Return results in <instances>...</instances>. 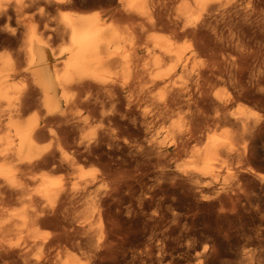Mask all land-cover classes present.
<instances>
[{
  "label": "bare ground",
  "instance_id": "bare-ground-1",
  "mask_svg": "<svg viewBox=\"0 0 264 264\" xmlns=\"http://www.w3.org/2000/svg\"><path fill=\"white\" fill-rule=\"evenodd\" d=\"M115 1L116 10L107 13L73 9V0H0V33L6 36L2 42L16 40L20 33L14 51L0 50V264H177L176 257L166 259L167 249L172 252L178 247L170 245L172 230H161L155 215L149 213L148 222L143 223L145 236L132 241L136 217L146 215L143 201L160 194L158 208L165 201L173 204L163 192L164 181L176 183L173 186L185 183L213 204L223 196L238 195L231 185L218 184L219 175L234 180L236 189L243 192L248 178H257L254 182L264 189V173L250 166L260 151L254 141L264 124V112L241 103L234 111L225 110L227 102L245 98L264 107V0ZM50 7L61 11L51 19L52 25L45 12ZM115 15L129 23L119 26ZM9 21L15 27L8 28ZM232 31L235 37L230 36ZM54 37L62 42L58 51L50 46ZM25 76L31 82L29 89L19 83ZM175 76L184 79L179 86ZM214 81L228 84L231 91L218 89L208 95ZM188 87L194 92L186 100L189 112L183 117L181 97ZM92 89L105 92L109 110L102 109L97 96L92 100ZM35 92L44 118L23 116ZM147 101L150 106L143 105ZM48 120L71 133L90 121L104 122L101 135L91 143L82 144L80 135L70 143L81 155L95 154L104 146V171L90 175L76 165L75 157L76 163L67 159L75 179L69 187L47 169L33 171L41 164H54L53 153L39 142ZM217 125L225 128L216 130ZM162 131L174 136L160 138ZM193 140L200 144L188 149ZM123 150L135 161L136 155L148 156V152L154 158L146 159L144 167L135 162L134 174L129 171L132 176L125 179L119 177L120 164L126 159ZM184 154L186 159L179 162ZM96 179L113 184V190L101 197L106 201L103 224L92 222L94 202L87 204L81 217L70 218H61L58 206L50 204L45 210L40 205L58 196L70 203L81 184ZM14 196L22 203L8 206ZM44 225L53 231L43 229ZM261 231L264 245V228ZM184 236L181 258L187 264H264L262 246L244 250L237 263L222 262L213 247L197 251V244L188 241L189 232ZM61 242L74 250L61 255ZM32 251L37 255L29 259Z\"/></svg>",
  "mask_w": 264,
  "mask_h": 264
},
{
  "label": "rangeland",
  "instance_id": "rangeland-1",
  "mask_svg": "<svg viewBox=\"0 0 264 264\" xmlns=\"http://www.w3.org/2000/svg\"><path fill=\"white\" fill-rule=\"evenodd\" d=\"M73 1H74V3L72 2L73 6H71V8L76 9V10H81V11L96 10V11L102 12V10H103L104 12L110 13V12L115 11L116 7H117V3L115 0H73ZM175 4L176 3L172 4L171 7L174 8ZM173 8H171V10ZM45 12L48 16L47 23L49 25H52V20L55 19L58 16L59 12H61V11L50 7L49 9L47 8V10H45ZM116 17H115L116 23H118L119 26H121V27L129 23L128 21L123 19L120 15L119 16L117 15ZM118 17H119V21H118ZM7 26H8V28H13V27H15V24L13 21H9L7 23ZM233 32L234 31H232V34L231 33H228V34L229 35L231 34L230 36L235 37V34ZM226 33L227 32L225 31V34ZM19 34L20 33L18 32V34L16 36V40L10 38L11 40L8 39L6 42L5 41L2 42L3 40H5L4 38L6 37L4 32L2 31L0 33V36H2V37H0V41L2 42L0 45V50L1 51H7V52L14 51L20 44V35ZM13 40H14V42H12ZM61 44H62V42L57 37L51 38V40H50V46H51L52 50L58 51ZM205 58L206 57L203 56V60ZM22 79H23V81H22ZM174 80L177 82L176 85L178 84L177 86H179L184 79L182 77L175 76ZM20 82L23 85V88H25V89H29L31 87V82L29 79H27L26 76L19 78V83ZM218 89H222L225 92L231 91V88L228 84L226 85V83H219V82L215 83V81H214V82H211L209 84L207 94L210 95ZM184 91H183V95L181 97V99H182L181 103L183 105V109L181 111H183L184 113L183 112L180 113L183 117H184V115L186 116V114L189 112V109H187V106H186V104H187L186 100L191 95L190 93H193L194 90H192L191 87H188V88L184 89ZM89 92H90L89 95L92 98V100H93V98H95V96H97L96 100H98V103L102 101L99 104L100 106H102V109L109 110V108H110L109 99H108V97L104 91L96 92L95 89H92V91H89ZM33 95L34 96L28 102V104L25 105L26 107L24 106L23 116L26 117V116H29L32 114H35V115L37 114L36 116L39 117V119L42 117L44 118L45 113L43 112V108H42L41 104L39 103V101H37L38 100V94L35 92ZM250 100L251 99H249V98L241 99L239 102L236 100H233V101L231 100L230 102L226 103L225 110L227 112L234 111L236 109V105L241 103V104L248 105L252 109H255L256 111H259L261 113L264 112V107H261L258 102H254V101H252V100L250 101ZM204 102L207 103L206 101H204ZM143 105L150 106V102L147 101ZM1 113H4V111ZM2 117H5V113L2 115ZM52 120L46 121L45 124L47 126L45 127L44 131L40 134V136H39L40 139L39 138L38 139H39V142L41 143V146L45 148L46 152L51 151L53 153V155H54V157H53L54 158L53 159L54 164L53 165H54L55 169H54L53 165L49 166L48 164L47 165L41 164L38 167L34 168L33 171L35 170V172L36 171L41 172V171H47L48 170L47 172L52 173V175L54 177L56 176L59 178V176H60V178L62 179V183H64V186L69 187V186H71V183H73L75 181V179H74V175L72 174V169L70 167H68L65 163L68 160H73V162H75V161L78 162V163L75 162L76 165L80 166V168H82V170H84L85 172H90V175L93 174V175L99 176L101 174V172L104 171V169L106 167L105 164H106L107 158H106V155H105V157L103 155V154H105V149L103 148L104 146H101L100 150L97 151L99 154L102 153L103 157H101V154L99 155L97 152H95V154H85V155L83 154L84 155L83 156L80 153L79 154L76 153L73 149V145H71L72 146V148H71L70 143L73 144L75 138H77L79 135L83 136V138H82L83 143L82 144H85L89 141H90L89 143H91L92 140L97 139L99 137V135H101V132H102L101 130H103V128H105V125H103L105 123L104 122L101 123L99 120H93L94 122L90 121L89 124L84 126V128H83L84 130L80 129L77 133H74V132L71 133L70 130H68L64 126H61V125L59 126L58 122H56L55 120H54V122H52ZM56 124H57V126H56ZM102 126H104V127H102ZM263 126H264V124L261 126L260 130H258L256 132L257 136H255V141H254L255 148H257L258 151L259 150L260 151L257 155L258 157H256L255 159H253L250 162V166L252 168H254V170L261 171L264 173V127ZM214 128L216 130H219V129L225 128V127L217 125ZM227 128H231V127H227ZM50 129H52V131ZM159 135H160L159 136L160 138L165 137V140H169L174 136L173 134H167L166 135L165 131H162ZM58 142H60L59 144L61 146H59ZM199 144H200V141H194L193 140L190 142L188 149L193 147V145L197 146ZM72 149H73V151H72ZM53 150H55L56 152H54ZM72 152L73 153L75 152V154H77V155L73 154ZM122 154L121 155L124 156L122 158L123 159L126 158V159H125V161H123V163L121 162V164H120L121 168L122 169L124 168V169L121 170V168H119L120 171H122V174H120L119 177H124L125 179L126 178L129 179L134 174L135 162H137V164H139V166L144 167L145 163H147L146 159L154 158V154L151 152L146 153L148 156H146L145 153L141 154V156H140V154L136 155L135 156L136 158L138 156V159L136 161L134 160L133 156L129 155L127 150H123ZM121 155H119V156L121 157ZM185 156H186L185 154L182 155L179 159V162H181L182 160H185L186 159ZM73 157H75L76 160ZM127 157H128V159H127ZM104 158H105V160H104ZM112 158H113V161L115 160V162H116V155H113ZM60 160H61V162H60ZM58 162H60V164ZM62 163H64V165ZM123 164H124V166H123ZM57 165H59V166H57ZM147 165L150 166L149 163ZM117 166L119 167V164ZM117 166L115 165V167H117ZM132 168H133V170H132ZM148 168L151 169V167H148ZM45 169H47V170H45ZM127 169H129V170H127ZM92 170H94V172ZM129 171L131 173L133 172L131 176H130L131 173H129ZM147 171L149 172L147 175L151 176L150 171L149 170H147ZM147 171H145V172L147 173ZM119 173H121V172H119ZM118 174H116V175H118ZM224 176L225 175H219L218 184L219 185L222 184L224 186L225 185L226 186L231 185L233 188H235L234 190L236 191V194H238V195H235V196L233 195L232 196L233 199H232V197L227 198V196H225V197L223 196L222 200L220 202L214 201L215 202L214 204L210 203L211 202L210 199L201 198L192 189H190L187 186V184H185V183H183V184L177 183V186H173L176 183L172 184L169 181H164L165 183H163V185H164L163 186V189H164L163 192H165V196H167L169 199H172L173 204H171L172 202H170V201H165L163 206L161 205L158 208L157 202L159 199L157 197L160 196V194H158V196H156L152 199H148L146 197L148 200H150L147 202L143 201L142 207L145 210L146 215L145 216L144 215L137 216L136 217L137 219L135 218L136 219V225H134L133 228L136 227L137 230L134 229L135 232H134V236L132 237V241L135 242L137 237H139L137 239H141L145 236L144 234L141 233V228H142L144 222H148L146 220V218L148 217L149 213H151L152 215H155L154 216L155 218L157 217L156 219L160 220L159 223L158 222H156V223H158V226L161 225L160 226L161 230L169 229L168 230L169 233L172 230L168 236V239L170 241V245L172 242L171 246H175V247L178 246V247L175 248V250H173L172 252H170L169 249H167V251H166L167 258L166 259L169 260L170 258L176 257L175 259L178 258L177 264H187L186 263L187 261H185L184 259L182 260V258H181L183 256L182 254H184V250H185L184 233L186 234V232H187V234L189 232L188 241L194 242L195 244H197V247H196L197 251H199L202 248L210 249L213 247L212 249H214L216 251V253L218 254L216 257H218L222 262L223 261H225V262H236V263L239 262V260H241V256H242L243 251L246 250L247 248L254 247V245H257L258 249H263L264 248V245L262 243L263 235L258 233V232L263 233L261 231V229L264 228L263 227L264 223L261 220V218H263L261 216L264 215V203H263L264 202V189H263V187H261L258 184L256 185V183L254 182V179L258 180L257 178H254L253 181L252 180L249 181V178H248V180L243 181V182H246L245 183L246 185L244 184V186L247 187V188H244V189H246V191L243 192V191L236 189L234 180H232L229 177H226V176L224 177ZM63 177H64V179H63ZM151 177H153V176H151ZM96 180H97V182H94ZM96 180L91 182V184L94 182L92 185L91 184H84V183L81 184V186L83 188H80V192L78 191L72 197V200L70 203L67 200L62 201L63 199L58 196L57 198H55L54 202L52 201V203H50V202L48 203L47 201L43 200V201H41L40 205L42 208L44 207L43 209H45V210L49 209L50 204H53L56 207L58 206L57 208L60 209L59 214H60L61 218H70V217H74V216L75 217L76 216L81 217L82 213H83L82 211H84L85 207H87V204L89 206V204H92L94 202L96 204L93 205V206H95L94 207L95 210L92 212V216H91L92 222L94 221L93 223L94 224L96 223V225L98 223L103 224V222H105L104 207H105L106 201H104V198H101V197L104 196L106 191H110V189L113 190V186H111L113 184L109 183V185H108L107 180H105V181H101L100 179L99 180L96 179ZM26 182H28V181H26ZM146 182L148 185V180ZM168 184H170V186ZM253 184H254V186H253ZM110 187H112V188H110ZM245 192H246V194H248V193L249 194L245 195L244 194ZM242 195H244L243 198H241ZM135 196H137V193L135 194ZM236 198H238V201ZM59 199L60 200L62 199V200L59 201ZM231 200L233 202H231ZM239 200H241V201H239ZM10 201H11V204H9L10 203L9 202L8 206L17 205V204L19 205L22 203V200H19L18 196H16L15 198H12ZM15 201L17 202V204H14ZM200 203H202V204H200ZM169 204L172 206V208H170L168 206ZM243 204H244V206H243ZM211 205H213V206H211ZM124 206H125V204L122 205V212H123L122 214L123 215L126 213L123 209ZM160 208H161V210H160ZM157 213L159 215H157ZM63 216H65V217H63ZM164 217L166 219H164ZM103 219H104V221H103ZM152 220H154V218H152ZM99 221H101V222H99ZM189 223H190V225H189ZM173 224H176L177 226L173 225ZM191 226H192V228H191ZM51 227L52 226L44 225L42 228L47 230V231L48 230L53 231V227L52 228ZM191 230L194 233L193 232L191 233ZM214 231H216V232H214ZM180 232L183 234H180ZM214 235H216V236H214ZM176 236H177V238H176ZM134 237H135V240H134ZM193 238H194V240H193ZM256 242H258V243H256ZM60 245H61V247H60ZM60 245H59V253L62 252L61 255H63V253L66 251H73L74 250V248L72 249V247H70L71 245L70 244L68 245V243L66 244V242H63V243L61 242ZM65 245L67 247H65ZM62 248H63V251H61ZM69 248H71V249H69ZM190 254H191V256H193L194 251L190 250ZM36 255H37V253H35V251H32L31 253H29V257H30L29 259H33V257L35 258ZM179 258H180V260H179ZM191 259L194 260V257H191ZM214 260L216 261L217 258H215ZM90 264H95V263L90 262Z\"/></svg>",
  "mask_w": 264,
  "mask_h": 264
}]
</instances>
